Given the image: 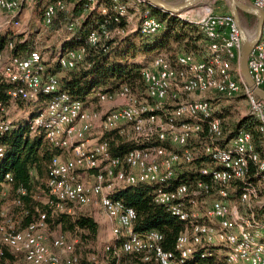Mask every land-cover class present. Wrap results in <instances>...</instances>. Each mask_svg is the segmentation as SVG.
<instances>
[{"label": "built area", "instance_id": "built-area-1", "mask_svg": "<svg viewBox=\"0 0 264 264\" xmlns=\"http://www.w3.org/2000/svg\"><path fill=\"white\" fill-rule=\"evenodd\" d=\"M248 5L263 12L264 0ZM226 17L232 16L207 10L206 29L241 53L240 32L236 23L226 24ZM153 30L148 23L149 33ZM260 38L263 45L252 49L247 67L254 84L264 89V21ZM152 67L159 89L145 90L147 102L132 90L97 91L95 100L111 105L102 111L89 112L68 93L49 90L46 79L33 83L28 76L22 84L25 90L8 91L9 102L51 96L30 122V131L42 127L45 140L61 150L48 164L46 203L52 214L91 216L87 208L100 210L120 242L114 256L135 253L155 264H264V214H259L264 207V101L250 90H186V84L184 90H170V72L161 74L159 65ZM37 72L41 76V69ZM208 95L244 97L258 122L257 137L245 129L227 131ZM7 115L0 101V135L12 128ZM124 127L146 145L114 157L106 141L88 138L95 129L122 132ZM3 155L0 146V160ZM4 180L10 182V174ZM141 184L152 185L153 202L183 224L174 252L164 250L160 232H134L136 212L115 199L118 191ZM6 195L3 190L1 196ZM0 219L5 220L1 208ZM47 232L45 215L20 231L9 222L0 225V260L9 251L26 264H92L81 261L76 238L59 235L49 240ZM216 248L223 250L222 256L214 257Z\"/></svg>", "mask_w": 264, "mask_h": 264}, {"label": "trees", "instance_id": "trees-1", "mask_svg": "<svg viewBox=\"0 0 264 264\" xmlns=\"http://www.w3.org/2000/svg\"><path fill=\"white\" fill-rule=\"evenodd\" d=\"M132 1L137 4L135 7H128L127 14L130 15V8L140 6L141 14L149 12L150 16L157 17L156 20L160 24L157 32L152 35H142L136 30L127 34L129 19L120 16L111 9V0H98L95 8H90L86 0H66L68 8L57 12L49 26L50 31H58L64 26L67 28L73 26V30L68 33L71 36L61 44V52L84 47L85 54L83 59L75 63L71 69L62 68L58 62L50 65L43 60L42 80L54 78L59 92H66L72 99L85 102L97 91L113 92L120 89L123 84L130 85L126 87L135 94L137 90H147V85L140 74L142 64L130 61L136 56L153 57L150 54L154 51H168L171 42L182 44L181 52L187 53V55L177 56L175 60L168 59L172 66L175 65L179 57L195 61L209 60V53L203 58L195 55L202 54L205 51V43L208 44V39L199 30L200 28L180 20L174 15L160 12L152 6L140 4L137 0ZM119 3L124 5L128 2L119 0ZM100 7H103V11ZM245 16L248 17V15ZM138 27H141V21ZM95 32L100 36L99 40L94 44H87L88 37ZM103 32L108 33L109 36L105 37ZM22 39V35H15L10 30L0 32V53L5 50L8 44H12L11 55L21 59L26 58L30 52L35 50V45L33 39L23 41ZM170 53L171 51H168L167 54L172 58ZM15 88L16 86L11 83L0 82V101L6 104L9 101L8 91L15 90ZM50 98L49 94H40L38 99L32 103L46 106ZM40 112H33L24 122L17 124L12 122V128L0 135V146L4 147V155L0 160V200L3 199L2 191L6 190L7 197L11 196L13 203L19 202L20 223L17 228L12 225L15 231L23 230L37 222L41 215H45L47 227H52L55 224L60 225L64 231L79 229L82 233L88 232L95 236L98 225L92 216L75 215L70 217L64 214H52L46 203L48 200L46 185L49 176L48 164L53 156L61 153V150L52 147L45 140L42 127L37 128L35 133H31L30 122ZM220 115L223 116V114ZM257 124L254 117L246 116L238 121L234 131L245 129L257 137ZM122 139L121 130L105 131L101 136V140L108 143L109 151L114 157H123L130 150L141 147L133 142H123ZM6 174H10V182L4 180ZM153 189L152 185L145 184L128 187L118 191L115 199L122 201L124 205L136 212L134 232L144 233L156 230L163 236L162 247L164 250L174 252L175 241L183 224L172 217L163 206L153 202ZM40 195L47 199L44 204L36 200V196ZM259 214H264V207L259 210ZM119 243L114 238L110 251L113 252L119 247ZM215 256L217 254H214ZM208 259L213 260V257ZM81 261L86 262L82 259ZM194 262L195 260L188 264ZM200 263L204 264V262ZM107 264L155 263L144 262L139 254L121 253L118 256H111Z\"/></svg>", "mask_w": 264, "mask_h": 264}, {"label": "rangeland", "instance_id": "rangeland-1", "mask_svg": "<svg viewBox=\"0 0 264 264\" xmlns=\"http://www.w3.org/2000/svg\"><path fill=\"white\" fill-rule=\"evenodd\" d=\"M164 1H166L169 4H179L183 0H164ZM239 1L247 3L246 0H239ZM127 2L128 3L126 4V6H129V4L133 7L136 6V3L134 1L132 2V0H127ZM65 6L67 9L68 4L66 3V0H65ZM207 10H211L214 13H219V14H230L229 2L228 0H202L200 4L181 12L178 18L180 20L186 21L188 23H192L193 25L197 26L195 22H198L199 20H201L206 15ZM130 13H132V11H130ZM126 17H128L129 19L128 21L130 22L132 18H134L133 21L135 22L136 26L139 25V21H137V16L130 17V15L127 14ZM150 17H153V16H150L149 12H146L141 22H145L148 20H154V22L157 23L156 16H154L153 18H150ZM42 20H43V17H42ZM42 20H41L40 28L38 29V32L40 33V35H38L39 33L37 32L34 33L35 36H38V38L35 40V43H36L35 51H38L41 54L44 62L50 65H53L55 62H57L56 60H58L60 56L66 53V52H61L60 48L65 38L69 36L68 33L70 31L68 30L66 31L67 27L65 26L58 31H50V28H49L50 25H46L44 22H42ZM240 22L242 24V27L244 29L247 39L252 40L255 37V32H256V26H257L256 18L252 16L246 17L244 14H240ZM197 27L199 28V26ZM136 30L140 32L139 27H137ZM117 37L121 38L122 36H117ZM207 45L208 44L206 42L204 45L205 51L202 54L199 55L198 53L195 55H197V57L200 56V58L206 57L208 55L207 48H206ZM79 49L80 48L72 49V50L78 51ZM182 49H183L182 44L171 42L168 51H171L170 55H172V58L174 59H172L167 54L168 51L166 50V51H160V52L154 51L152 54H150V56H153V57H150V58H145L143 56H136V58H134L130 62L133 61L134 63L142 64L141 70L151 69L153 68L152 67L153 61L157 57L163 58L165 60L164 62L167 61V64H168L169 62L168 59L175 60L176 57L179 55L180 56L187 55V53L181 52ZM72 50H69V51H72ZM159 55H163L166 58L163 56H159ZM238 65L239 64H237V66ZM124 85L130 86L128 84H123L121 86H124ZM135 92L137 96L143 102L148 101L144 90H137ZM206 97H209V96H206ZM210 98L209 99L213 105L214 114L217 116H219V114H223V116L220 115L219 117L223 120V127L229 132H235L234 128L241 118H244L246 116H251L247 100L242 96L241 97L238 96L237 98H233V99H227L222 96L215 95V96H211ZM169 102L172 104L174 103L172 100H170ZM6 106L8 110V115H7L8 118L16 124L20 122H24L27 119H29V116L33 112L42 111L45 108V105L43 104L34 105L32 102H19V101H16V102L8 101L6 103ZM84 106L89 112L90 111H102V110H106L107 108L111 107V105H108V104L98 103L93 97H92V100H88V101L86 100L84 102ZM122 136H123V139H122L123 142H129V143L133 142L136 145H142V144L146 145L145 142H143L142 140H136L134 138V134L127 127L123 128ZM168 147L175 148L169 145ZM83 177H85V175ZM2 198L3 199L0 200V205H1L0 208L5 214V220L0 219V225L6 222H9L10 224L14 226V228H17V226L20 223L19 222V218H20L19 207L18 205H15L13 203V199L11 196L7 197L6 195L5 197H2ZM36 200L44 204L47 199H45V196L40 195V196H36ZM87 211H89L91 213L92 218L96 219V221L98 222V230L95 236H93L92 234H89L88 232L82 233V231L79 229H75L74 231H64L62 230L60 225L54 224L52 227L50 226L48 227V232H47L49 236L48 239L50 240L51 238L59 236V235L66 236L70 239L76 238L78 241V244L76 246V251L82 260L92 263V264H107L109 258L111 256H114L112 252L107 249L111 247L114 241V237L112 236L110 232L109 225L103 222V217H102L103 213L100 210L90 207V208H87ZM96 212H97V215L95 216ZM78 215H81V213H78ZM120 254L121 252L118 253V255ZM0 264H26V263L20 257H15L9 251H6L4 259L0 260Z\"/></svg>", "mask_w": 264, "mask_h": 264}, {"label": "bare ground", "instance_id": "bare-ground-1", "mask_svg": "<svg viewBox=\"0 0 264 264\" xmlns=\"http://www.w3.org/2000/svg\"><path fill=\"white\" fill-rule=\"evenodd\" d=\"M28 2L30 0H0V12H13L20 6V2ZM90 8L98 2V0H86ZM255 0H248L249 4H254ZM133 2V1H132ZM138 3L143 2L137 0ZM248 4V3H246ZM111 9L118 13L122 17H126L127 8L126 4H120L119 0H111ZM66 9L65 0H53V2L45 8L43 12V22L46 25H50L53 19L56 17L58 11ZM264 13V9H263ZM152 21V22H151ZM148 23L152 24L153 28L158 30L160 24L154 22V20H148L141 22L140 32L143 35H152L157 30L148 31ZM157 25H156V24ZM199 26L200 30L208 39L207 50L210 55L208 61H195L190 58L179 57L176 60L174 66L163 58L157 57L153 61V65H159V72L161 74L169 75V88L170 90H184L186 84V90H250L238 68L240 60V52L237 51L235 44H228L222 42L219 37L213 36V31L207 30V19L202 22H195ZM227 25H235L233 17H226ZM68 31L73 30V26L67 28ZM105 37L109 34L103 32ZM100 36L95 32L91 33L87 39V44H94L98 41ZM256 45H263V38H260ZM7 49H12V44H8ZM4 52V51H3ZM0 53V82L3 77L5 83H11L16 86L15 90H25V85H22L24 81L28 80L30 76L33 83H44L42 75L39 76L37 69H41L42 73V57L37 51L30 52L26 58H15L9 56L6 62H4V54ZM85 54V48L80 47L78 51H68L64 55L58 58L57 62L62 68L71 69L74 64L83 59ZM13 60L15 65L13 66ZM34 64L32 66L31 64ZM145 72V73H144ZM141 75L144 82L147 85V90H158L159 82H156L157 69H142ZM47 87L49 90H57L56 80L52 77L47 79ZM129 90L126 86H122L118 90Z\"/></svg>", "mask_w": 264, "mask_h": 264}, {"label": "crops", "instance_id": "crops-1", "mask_svg": "<svg viewBox=\"0 0 264 264\" xmlns=\"http://www.w3.org/2000/svg\"><path fill=\"white\" fill-rule=\"evenodd\" d=\"M52 1L53 0H30L28 2H22L21 1L20 2V6H19V8L17 10H15L13 12H0V32L10 30L15 35H22L23 36L22 41L25 40V39H33L34 45H35V49H36L35 40L38 38V36H35L34 33H36V32L39 33L38 32V29L40 28V25H41V20H42V17H43L44 9ZM246 1L249 4L248 0H246ZM96 6H97V4H95L93 8H95ZM130 6L131 5L129 4V7ZM100 9H101V11H103V7H100ZM130 9L132 11V13H130V17L137 16V21H139V23H140L142 17H144V15H145V14H141L140 13L141 12L140 11L141 10V7L138 6V8H133V9L130 8ZM127 19H128V17H127ZM133 19L134 18H132L131 22L128 21L129 23L127 24V29H128L127 34H131V33L135 32L136 29H137V27H138V25L136 26V24L133 21ZM203 19H205V18L203 17L198 22H200V21L202 22ZM42 22H43V20H42ZM38 35H40V33ZM70 36H67L65 38V40L68 39ZM12 47H13V45H12ZM11 50L10 49H7V48L4 50V52H3V54H4V62L7 61V59L9 58V56H12L11 53H10ZM61 54H63V53H61ZM159 56H163V55H159ZM163 57H165V56H163ZM42 61H43V58H42ZM210 97L211 96H209L208 98H210ZM88 100H92V96H89L87 98V101ZM102 134L103 133H101L99 131V129H95L94 131H92L89 134L88 138L93 142V141H95L97 139H100L101 136H102ZM96 215H97V212L95 213V216ZM102 215H103L102 216L103 217V222L104 223H107V225H109L106 216L104 214H102ZM94 221L98 225V222L96 221V219H94ZM109 228H110V226H109ZM214 252L217 255H218V253L221 256L223 255V250H219V249L216 248L214 250Z\"/></svg>", "mask_w": 264, "mask_h": 264}, {"label": "water", "instance_id": "water-1", "mask_svg": "<svg viewBox=\"0 0 264 264\" xmlns=\"http://www.w3.org/2000/svg\"><path fill=\"white\" fill-rule=\"evenodd\" d=\"M140 1H142L144 4L154 7L160 12H164L169 15H174L176 17H178L181 12L190 9L191 7H194L202 2V0H183L179 4H169L164 0H140ZM228 2H229L230 14L233 17L236 26L240 32V39H241V53L239 60L240 74L246 86L250 89V91L256 97L264 101V90L258 88L254 84L247 67L248 56L261 37L262 25L264 21V13L252 7L251 5H248L239 0H228ZM240 14L255 17L257 20L255 37L252 40H248L246 37V34L240 22Z\"/></svg>", "mask_w": 264, "mask_h": 264}]
</instances>
